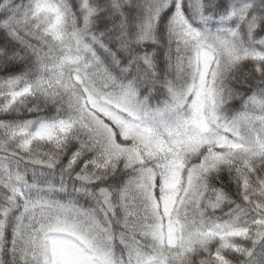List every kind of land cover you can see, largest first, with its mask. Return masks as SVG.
Instances as JSON below:
<instances>
[{
  "label": "snow or ice",
  "instance_id": "6c2138e0",
  "mask_svg": "<svg viewBox=\"0 0 264 264\" xmlns=\"http://www.w3.org/2000/svg\"><path fill=\"white\" fill-rule=\"evenodd\" d=\"M0 264H264V0H0Z\"/></svg>",
  "mask_w": 264,
  "mask_h": 264
},
{
  "label": "trees",
  "instance_id": "16d2710c",
  "mask_svg": "<svg viewBox=\"0 0 264 264\" xmlns=\"http://www.w3.org/2000/svg\"><path fill=\"white\" fill-rule=\"evenodd\" d=\"M236 107H239V102H236Z\"/></svg>",
  "mask_w": 264,
  "mask_h": 264
}]
</instances>
